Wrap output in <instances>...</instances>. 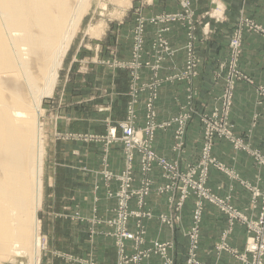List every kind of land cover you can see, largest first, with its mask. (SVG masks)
Wrapping results in <instances>:
<instances>
[{
    "label": "rangeland",
    "instance_id": "1",
    "mask_svg": "<svg viewBox=\"0 0 264 264\" xmlns=\"http://www.w3.org/2000/svg\"><path fill=\"white\" fill-rule=\"evenodd\" d=\"M193 1L90 0V5L83 10L84 12H81V18L75 27L63 58L54 89L49 96L46 95L41 100L40 120L43 136V168L41 174L42 195L39 210L37 211L39 221L38 235L40 237L39 264H105L104 257L102 258V263H99L98 253L94 252H97V243L102 240L100 236L103 235V232L100 231V226L103 223L109 227L106 236L113 240L117 256V236L111 224L116 212H113V216L107 218L98 215L83 216L78 209L77 194H83L87 191V180L94 172L99 180L104 178L101 173L104 168L115 174L120 173L114 172L107 166L109 165L107 151L121 145L125 166V152L121 141V125L132 121L135 127L136 118L140 121L142 112L145 111L143 126L135 128L140 130L145 126L147 99L152 97L153 93L155 98H157L158 89L163 81L181 80L189 83L198 75L197 73L190 80L186 76L179 77L182 69L164 78H159L157 75L161 64L163 65L167 60L174 61L177 48L180 47L172 46L167 35L173 26H178L182 33L185 34L186 40L182 45V49H184V59L186 61V48L189 44L193 47L196 57L200 58L196 49L197 34L201 33V35L207 36L206 34L210 32L205 18L211 17L214 20H219L225 16V7L222 0H209V6L203 7L202 10L198 11L194 9ZM243 18L253 21L251 18L241 16L232 28L228 44L229 57L219 63L216 73V78L222 79L224 85L221 93L215 98L212 110L209 112L198 110L197 107L192 105L194 98L190 94L187 97L186 106H180L179 113L183 111L192 113L194 111L196 113L194 117L198 115L200 120V116L205 114L209 116V114L216 111L215 128L217 135L214 140H226L235 148L245 150L252 156L255 164L264 167L262 162L264 154L254 148L243 137L235 135L234 122L231 120L236 84L244 79L248 80L238 65L242 53L243 33L259 31L241 26L240 20ZM239 29L242 30H240V52L235 66L237 73L232 75L234 79L231 87L232 103L228 104L224 97L230 91L227 88L229 86L228 80H230V43L234 34L239 33ZM189 35L194 36V39H189ZM162 41L167 45V49L162 50V48H165ZM147 69L153 71V77L148 81L144 79V72ZM152 78L154 81H151ZM260 88L263 87L256 89L257 103H259L258 90ZM117 100L119 101L117 102ZM107 116L110 117V122L106 121L108 119ZM201 124L203 126L202 122ZM225 124L231 126L233 141H239L241 143L240 146L235 145L226 135L221 136L219 134L220 131L224 132ZM112 129H115L113 137L110 134ZM241 146H244L245 149ZM91 154L96 157V160L97 157L100 158V167L97 169L84 165L92 163L93 156ZM215 160L218 164L223 165V168L220 169L216 167L218 170L228 172L229 176L237 178L232 171H227L222 162L216 158ZM189 166L192 165L188 164L185 169ZM134 175L137 177L135 169ZM136 181L137 179L133 183L134 187H136ZM94 185L93 190H95L96 186ZM243 185L250 193L247 209H256V216L248 215L246 213L247 209L242 210L232 204L231 195L228 194L222 197L210 189L214 193L215 203L203 200L199 233L201 234L205 205L212 204L216 206L227 221L228 226L225 231L230 230L224 239L228 250L224 251L232 253L235 257L243 260V262H248L250 259L246 257L240 258L235 255V252L242 251L235 250L233 252L234 249L231 248L227 240L230 238L232 228L236 224L244 226L246 230L245 245L251 239L252 234L248 230V224L257 222L260 211L264 209V179L262 182L257 181L254 184L244 183ZM191 196L194 197L192 221L188 227L181 229V234L185 238L184 232L193 226V210L197 203L196 197L192 194ZM228 198V203L239 214L233 218L232 224L228 222V216L218 206L226 202ZM129 209H132L130 205ZM169 212L171 217L168 216L163 219L160 218L159 214L157 220L160 225L175 231L180 222V216H178L180 212H172V209H169ZM146 219L150 218H129L125 227L128 228L130 220H134L136 228L137 226L142 228L144 240L142 247L147 248L146 250L150 249L152 244L164 242H170L172 249L175 245L173 241H161L158 238L146 239V226L144 223ZM244 219L245 222L243 221ZM223 232L216 244L222 242ZM187 248L186 246L183 251L184 262L182 264L185 263ZM101 251L106 257H110L111 249L108 248L106 252V247H104ZM169 251L167 256L173 259L172 264H179L180 262L177 258H173ZM133 252L132 245H127L126 253L131 255ZM196 253L198 257L199 247ZM154 255L160 258L158 264H164V258L154 254V252L147 259ZM23 260V262L28 264V257ZM2 264L17 263L4 261ZM115 264H117V259Z\"/></svg>",
    "mask_w": 264,
    "mask_h": 264
},
{
    "label": "crops",
    "instance_id": "2",
    "mask_svg": "<svg viewBox=\"0 0 264 264\" xmlns=\"http://www.w3.org/2000/svg\"><path fill=\"white\" fill-rule=\"evenodd\" d=\"M225 7V16L219 20L205 18L209 25L210 32L203 36L197 34L196 49L199 55V64L197 68L198 75L189 83L185 81H163L158 89V96L155 99L156 120L158 122L167 121L178 115L180 106H186L188 95H193L192 105L199 110L209 112L214 106L215 98L221 93L224 82L216 78L217 68L220 62L229 57V38L233 26L237 20L243 16L251 18L259 27V31H248L243 33L242 53L239 59V68L247 76L240 82H237L233 108L231 111V120L234 122V133L249 141L252 146L264 154V100L256 102V89L264 88V0H222ZM195 10H202L209 6V0H194ZM152 29V28H149ZM172 46H180L174 56V61H165L158 69V77L164 78L184 67L185 55L182 45L186 37L178 28L173 26L170 33L167 34ZM153 77V71L145 70L144 79L146 81ZM151 81H154L152 78ZM119 100H117L118 102ZM145 104V102H144ZM145 111L142 112L141 120L136 118L135 127L143 126ZM106 121L110 122L107 116ZM112 124V123H111ZM175 126L171 125L164 129H158L154 137V148L156 152L163 155L171 161L177 162L181 169H185L188 164H196L199 160L202 141L203 126L199 117H193L186 127L184 134V144L181 151L173 150L174 147ZM113 147V146H112ZM92 155V154H91ZM212 155L222 162L227 171H232L237 178H232L228 172L211 167L207 179V186L216 194L224 197L231 195V202L236 207L246 210L250 198L249 190L244 183H256L264 179V167L255 164L252 156L243 149L235 148L226 140L215 141L212 147ZM93 156L92 163L84 164L96 169L100 167V158ZM101 156V155H100ZM99 156V157H100ZM109 165L114 172H121L124 168V158L121 145L117 148L107 151ZM134 169L139 178L138 156L134 161ZM136 177V178H137ZM135 182L138 186L139 182ZM151 178L155 184H162L165 180L161 177L158 168L151 172ZM259 179V180H258ZM87 191L83 194H77L79 201L78 209L83 216L98 215L100 217L113 216L116 208V198L108 195V190L116 191L118 182L112 180L106 184L102 179L99 180L94 172L87 180ZM97 187L93 190V185ZM94 185V186H95ZM91 189V190H90ZM75 200V198H74ZM145 208L150 210L153 217L144 220L146 228V239L158 238L161 241H173L174 246L169 251L173 258H177L182 264L184 262L183 251L187 246V240L181 234V229L191 224L192 208L194 206V197H189L180 211V222L177 230H171L169 227L160 225L157 216L161 213H168L170 206L168 194H158L151 191L146 198ZM130 207L136 209V200L130 201ZM204 220L201 226L200 243L198 258L206 264H245L242 260L235 257L227 251H215L214 246L219 240L222 232L227 228V221L221 215L216 206L206 204L204 208ZM246 213L256 216L257 210H246ZM103 235L100 236L97 243V252L99 263H102L104 257L105 264H115L117 256L116 250L111 238H107L106 233L109 227L103 223L100 226ZM128 228H136L134 220H130ZM246 240V230L244 226L236 224L232 228L230 238L227 240L231 248L243 251ZM107 242V243H106ZM130 245V242H128ZM104 247L111 249L109 259L101 251ZM108 247V248H107ZM160 258L156 255L145 260L143 264H158Z\"/></svg>",
    "mask_w": 264,
    "mask_h": 264
},
{
    "label": "bare ground",
    "instance_id": "3",
    "mask_svg": "<svg viewBox=\"0 0 264 264\" xmlns=\"http://www.w3.org/2000/svg\"><path fill=\"white\" fill-rule=\"evenodd\" d=\"M89 2L0 0V264L40 262L41 100Z\"/></svg>",
    "mask_w": 264,
    "mask_h": 264
},
{
    "label": "built area",
    "instance_id": "4",
    "mask_svg": "<svg viewBox=\"0 0 264 264\" xmlns=\"http://www.w3.org/2000/svg\"><path fill=\"white\" fill-rule=\"evenodd\" d=\"M241 26L249 27L250 29L260 30V27L253 21L243 18L240 20ZM240 30L239 33L234 34L232 37L231 48V62L229 70L228 83L230 90L225 95V101L228 104L232 103V83L233 73H237L235 68L238 55L240 52ZM189 39H194V36L189 35ZM167 49V45L162 41ZM161 43V45H162ZM199 64V58L196 57L195 51L191 44L186 48V61L184 67L179 73V77L186 76L188 80L194 78L197 74V68ZM152 68V67H151ZM178 74V75H179ZM259 103L264 99V88L258 90ZM155 94L149 97L146 102V124L140 130L134 127L132 121L126 122L121 125V141L125 152V166L119 173L115 174L112 171L103 169L101 172L104 176L103 181L108 184L112 180L118 182V189L116 191L108 190L109 196L116 198V208L114 219L111 224L114 227V233L117 236V264H141L146 260L151 253L158 254L161 258H164V264H172V260L167 253L171 249L170 242L155 243L151 245V248H143V230L140 226H137L135 230H130L126 226L129 218L145 217L151 218L153 214L149 210H145L146 198L151 191H155L158 194H168V201L170 210L180 212L183 208L184 202L194 195L197 203L193 210V226L187 229L184 233L188 241L187 255L184 264H203L197 257V250L200 243L199 223L203 212V200H209L215 203L214 193L207 186L208 173L211 166L217 168H223V165L218 164L215 158L212 156V147L215 142L216 134V111L212 114L200 116V121L203 123L204 141L201 148L200 158L196 164H191L187 169H180L177 162L171 161L164 156L158 154L154 148V134L157 129H164L168 126L174 125V147L173 150L181 151L183 148V137L186 127L191 119L196 114L194 111H183L178 113L177 116L163 122L156 120V108H155ZM132 120V119H131ZM226 128L224 132L220 131L219 134L226 135L227 138L233 141L231 126L225 124ZM115 129H112L110 134L113 137ZM234 142V141H233ZM235 145L240 146L239 141L234 142ZM245 149L244 146H241ZM138 156L139 161V178L138 186L134 187L133 183L136 176L134 175V161ZM264 163V159H262ZM158 168L161 177L165 180L162 184H155L154 180L150 177L151 172ZM97 186H95L96 188ZM259 197V195H257ZM136 200V209H129L130 201ZM226 202L218 205L224 214L228 216L227 220L230 224L233 222V218L239 214L235 212L233 206ZM144 210V212H143ZM160 218L171 217V213H164L159 215ZM180 216V214L178 215ZM245 222V219L243 220ZM248 230L252 234L251 239L247 241L242 252H235V255L243 258L250 259L246 264H264V209L260 211L257 222L249 223ZM225 231V230H224ZM230 231V230H229ZM226 230L223 232V240L219 244H215V251L228 250L227 245L224 243V239L229 232ZM128 242L132 245L134 252L131 255L126 253ZM241 260V259H240ZM243 261V260H242ZM205 264V263H204Z\"/></svg>",
    "mask_w": 264,
    "mask_h": 264
}]
</instances>
